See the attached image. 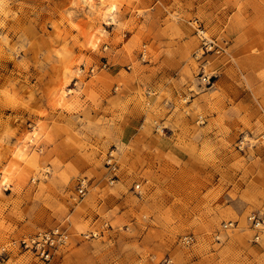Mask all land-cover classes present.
<instances>
[{
	"label": "rangeland",
	"instance_id": "1",
	"mask_svg": "<svg viewBox=\"0 0 264 264\" xmlns=\"http://www.w3.org/2000/svg\"><path fill=\"white\" fill-rule=\"evenodd\" d=\"M129 105L161 136L148 155L127 146ZM90 194L99 218L82 225ZM251 210L264 0H0V264H264L250 231L222 228ZM60 223L72 239L50 261L15 243Z\"/></svg>",
	"mask_w": 264,
	"mask_h": 264
},
{
	"label": "built area",
	"instance_id": "2",
	"mask_svg": "<svg viewBox=\"0 0 264 264\" xmlns=\"http://www.w3.org/2000/svg\"><path fill=\"white\" fill-rule=\"evenodd\" d=\"M202 33L201 39L203 41V47L211 49L214 41L211 39L210 33L203 30ZM201 78L205 83L211 82V76H208L205 73H203ZM107 166L110 172V180L111 182H114L118 177L119 166L113 152L110 153L107 159ZM87 189L88 181L86 178H82L79 182L77 196H85ZM135 189L138 192H141V184H136ZM239 227H243L250 231L252 242L264 246V211L251 210L246 214L242 221L239 219H231L222 223V228L224 230H234ZM71 239L72 232L69 224L60 223L51 228L39 230L34 234L25 236L15 243H18L20 247L33 254L35 257L44 261H50L56 256L59 250L66 247L71 242ZM181 241L184 244L190 245L194 243L195 237L191 234H186L182 236ZM164 264H174L171 256L165 258Z\"/></svg>",
	"mask_w": 264,
	"mask_h": 264
},
{
	"label": "crops",
	"instance_id": "3",
	"mask_svg": "<svg viewBox=\"0 0 264 264\" xmlns=\"http://www.w3.org/2000/svg\"><path fill=\"white\" fill-rule=\"evenodd\" d=\"M143 118L145 117L141 112H134V114L131 115V105L127 106V128H125L127 146L130 148L129 151L134 154L136 153V155L138 154L137 152H139V154L148 155V151L156 150L157 145L162 140L161 136H159L160 134L155 131L154 127H145L142 124ZM146 166H148V164H146L145 167ZM95 195L96 194H90L89 198L84 201L81 210H78L77 207L74 208L72 214L76 215V222H80V224L83 225L88 221L91 222L99 218L97 214H95L96 208L92 205ZM144 254L145 256L143 257L148 261L147 259H150V257H148V251ZM70 259L72 260L71 264H101L98 260H87L86 258L73 257L72 255Z\"/></svg>",
	"mask_w": 264,
	"mask_h": 264
}]
</instances>
